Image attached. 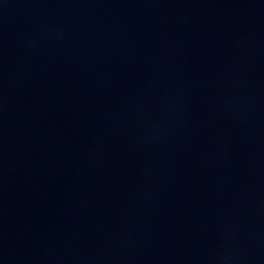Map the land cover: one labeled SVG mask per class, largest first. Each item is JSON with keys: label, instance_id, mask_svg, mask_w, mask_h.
<instances>
[{"label": "water", "instance_id": "1", "mask_svg": "<svg viewBox=\"0 0 264 264\" xmlns=\"http://www.w3.org/2000/svg\"><path fill=\"white\" fill-rule=\"evenodd\" d=\"M0 264H264V0H0Z\"/></svg>", "mask_w": 264, "mask_h": 264}]
</instances>
